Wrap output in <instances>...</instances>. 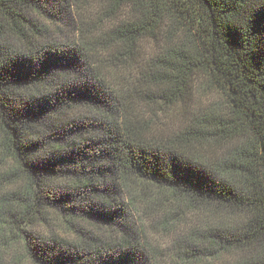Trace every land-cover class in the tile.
Segmentation results:
<instances>
[{
    "label": "trees",
    "instance_id": "1",
    "mask_svg": "<svg viewBox=\"0 0 264 264\" xmlns=\"http://www.w3.org/2000/svg\"><path fill=\"white\" fill-rule=\"evenodd\" d=\"M0 264H264V0H0Z\"/></svg>",
    "mask_w": 264,
    "mask_h": 264
},
{
    "label": "rangeland",
    "instance_id": "2",
    "mask_svg": "<svg viewBox=\"0 0 264 264\" xmlns=\"http://www.w3.org/2000/svg\"><path fill=\"white\" fill-rule=\"evenodd\" d=\"M70 21L71 20L68 19V22H70ZM59 25H60L59 27L61 28V32L62 33H70L71 30H72V28L70 27V25L68 23H60ZM40 230L42 231V229H40ZM61 235L62 236H65V233L64 232H61ZM162 244H163V241H162Z\"/></svg>",
    "mask_w": 264,
    "mask_h": 264
}]
</instances>
